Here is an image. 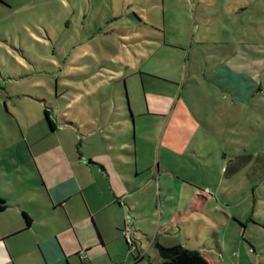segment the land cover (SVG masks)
<instances>
[{
    "label": "rangeland",
    "instance_id": "obj_1",
    "mask_svg": "<svg viewBox=\"0 0 264 264\" xmlns=\"http://www.w3.org/2000/svg\"><path fill=\"white\" fill-rule=\"evenodd\" d=\"M234 79L253 99L224 96L220 83ZM19 98L51 110L68 131L30 149L0 116V195L36 201L33 162L43 167L51 146L65 163L55 148L65 141L94 172L105 163L128 197L102 218L130 227L144 259L136 263L111 226L112 258L76 264L160 263L157 238L213 249L212 264H264V0H0L1 111L25 110ZM230 163L242 166L226 175ZM90 167L77 168L85 183ZM103 193L111 194L105 180L87 190L97 203ZM14 209L0 218V236L17 223ZM62 212L35 211L34 231L46 238L64 226Z\"/></svg>",
    "mask_w": 264,
    "mask_h": 264
},
{
    "label": "crops",
    "instance_id": "obj_2",
    "mask_svg": "<svg viewBox=\"0 0 264 264\" xmlns=\"http://www.w3.org/2000/svg\"><path fill=\"white\" fill-rule=\"evenodd\" d=\"M221 86L224 87V89L228 88V90L225 89L223 91L224 96L228 97L229 95L236 103H242L253 99V90L251 91V95L248 93L244 94V91L250 88L245 87L240 80L234 79L230 82H222L220 83V87ZM40 101L42 102V100ZM18 102L23 103L25 110L20 109V111H15L12 109L11 105L8 104L6 110L10 112L11 115H9L8 111L7 113L1 111L0 105V116L9 117V124L18 134L19 131L21 132L25 138L26 145L30 149H32V146L35 144H41L39 142L48 137L58 134L59 132L62 134L68 131L66 130L68 128L67 125L57 124V120L54 121L53 119L54 113L47 108L44 109L41 104H37L26 98H19ZM13 103H16V101ZM47 112L50 113L51 119L55 124V129L51 128L47 121ZM130 118H132L131 115ZM164 121L165 120H163V124ZM167 128H171L170 122L167 124ZM55 148L64 158L65 163L62 164L53 159L51 153L53 149L51 146L44 149L45 154L42 159L43 167L40 165V162H37L36 158L33 162L34 168L38 169L41 176V179L37 176L35 181H30L39 191L36 201L23 203L20 198H14L13 202L15 203H9L7 201L9 200L7 196L10 194L4 195L2 193V195H0V199L4 200L7 206L6 209L0 213V218L11 208H15V216L18 218L17 223L5 228L3 235L0 236V264H63L64 262L76 264L79 258L78 254L81 253L87 255L90 263L106 257L107 255L109 258H112L109 244L114 240L110 238L108 229L113 226L115 239H119L120 236L116 230L121 232L120 228L123 225V221H119L115 218L105 220L102 218V215L108 210H118L123 207L126 199H128L126 193H124V188H122L121 191L116 190L110 169L105 163L103 164L106 169L99 167L98 170L94 172V166L89 165L92 162L86 161L85 163L80 161L78 152L72 150L67 142L60 141V144ZM58 160L60 161L62 159ZM84 164L91 166L90 168L92 169L90 172L92 176H89L88 183L80 179L79 173L77 172V168H81ZM58 166L63 168V174L60 173ZM70 168L73 170L71 171ZM114 168L117 170L116 166ZM226 168L224 169L225 174ZM8 171L10 173L19 172L18 167L8 168ZM45 171H48L49 175L46 176ZM6 177L8 178V176ZM102 180L108 181L111 194L106 198L103 193L102 195L105 197L104 201L97 203L87 194V190ZM9 185L13 186V181L9 180ZM17 189H19V184H16L13 189L9 188V191L15 192ZM76 196H81V199L78 197L74 202L77 203V210H84V219L76 218L70 211L76 210L73 206L74 202L70 205ZM58 210H64L65 212H62L65 220L64 226L56 224L58 227L57 230L48 229L51 233L49 232L46 238L40 237L38 233L34 231V212L38 211L42 216H47L48 213H55ZM20 212L22 214L21 217H19ZM25 214L30 218V223H28L27 219L24 217ZM90 219L92 221L91 228L88 229L86 227L89 226V223H87L85 227L83 223L89 222ZM110 223L112 224L110 225ZM42 228L45 229L44 226H42ZM20 237L22 238L19 239ZM54 237L58 239V243L54 241ZM220 241L221 240H219V242ZM156 242L164 247L179 245V243H162L157 238L152 241V246H154V248ZM209 244L208 242V246H213V244ZM207 248L198 249L192 247L188 249L200 252L209 264H212L207 254L215 251ZM214 249H216V251L218 250V242L216 241ZM137 253L138 258L144 259L139 249Z\"/></svg>",
    "mask_w": 264,
    "mask_h": 264
},
{
    "label": "trees",
    "instance_id": "obj_3",
    "mask_svg": "<svg viewBox=\"0 0 264 264\" xmlns=\"http://www.w3.org/2000/svg\"><path fill=\"white\" fill-rule=\"evenodd\" d=\"M46 115L49 125L51 126V128L55 129V124L51 119L50 113L47 112ZM251 160H253V156L247 155L243 163L244 162L248 163ZM241 166L239 167V165H234V164H232L231 166L228 165V167L226 168V174L229 175L236 173L241 168ZM6 207L7 206L5 201L0 199V213L3 212L6 209ZM24 217L27 219L28 223H30L31 220L26 214L24 215ZM155 248L162 261L160 263H153V264H209V262L200 252L189 250L188 248L182 245H177L174 247H164L158 242H156ZM140 259L141 258H137L136 263L139 262Z\"/></svg>",
    "mask_w": 264,
    "mask_h": 264
},
{
    "label": "built area",
    "instance_id": "obj_4",
    "mask_svg": "<svg viewBox=\"0 0 264 264\" xmlns=\"http://www.w3.org/2000/svg\"><path fill=\"white\" fill-rule=\"evenodd\" d=\"M210 193L211 192L207 189L202 192V194H210ZM121 232H122L123 236L126 238L130 252L133 253V252L138 251L137 244H136L135 240L132 238V229L130 227L129 228L126 227ZM78 256L81 260L82 259H88L87 255L85 253L78 254Z\"/></svg>",
    "mask_w": 264,
    "mask_h": 264
}]
</instances>
